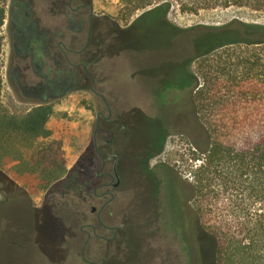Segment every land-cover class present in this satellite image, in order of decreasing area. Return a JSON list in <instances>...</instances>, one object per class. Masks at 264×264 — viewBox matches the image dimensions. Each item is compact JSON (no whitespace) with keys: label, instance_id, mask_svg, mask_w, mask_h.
I'll return each mask as SVG.
<instances>
[{"label":"rangeland","instance_id":"obj_1","mask_svg":"<svg viewBox=\"0 0 264 264\" xmlns=\"http://www.w3.org/2000/svg\"><path fill=\"white\" fill-rule=\"evenodd\" d=\"M162 3L170 4L166 12L149 14ZM94 4L103 7L107 16L125 30L115 36L117 39L109 34L104 58L108 100L121 109L113 115L116 140L111 148L123 159L124 188L129 191L135 172L157 170L163 182L167 177L171 197L168 213L158 225H152L149 216L144 219L142 212L135 213L128 193L123 195L121 205L111 204V209L120 213L116 218L119 242L106 246L92 236L86 248L99 254L91 261L212 264L213 242L201 230L195 212L187 208V165L194 164L193 146H205L206 139L191 103L186 65L191 61L194 69L193 58L211 44L212 29L232 21L264 25V11L229 6L182 13L174 0H162L121 15L120 0H94ZM3 90L0 109L15 117L27 115L25 110L30 105L10 99ZM85 97L74 93L60 104L47 121L48 138L32 141L11 136L3 140L0 217L10 216L22 226L17 235L24 244L17 250L16 264H89L85 261L87 253L81 257L86 235L79 227L84 222L76 224V220L83 213L94 217L91 204L76 199L67 202L61 194L72 174L83 176L87 171L95 114L88 111ZM42 145L64 161V173L51 181ZM134 184V190L142 186L139 180ZM172 191L182 198V207ZM24 202H31L36 214L18 207ZM8 255L6 244L0 249L2 264H7Z\"/></svg>","mask_w":264,"mask_h":264},{"label":"trees","instance_id":"obj_2","mask_svg":"<svg viewBox=\"0 0 264 264\" xmlns=\"http://www.w3.org/2000/svg\"><path fill=\"white\" fill-rule=\"evenodd\" d=\"M160 1L120 0L119 13ZM174 2L182 13L229 6L264 11V0ZM169 7L162 3L149 14ZM2 16L0 7V27ZM212 35L193 58L194 69L191 61L186 65L191 103L206 139L205 146H193L194 164L187 165V208L213 242L212 264H264V25L232 21ZM1 50L0 35V56ZM1 90L0 74V95ZM50 115L33 111L15 117L0 109V149L11 136L48 138ZM41 151L48 180L58 178L65 171L63 159L43 145Z\"/></svg>","mask_w":264,"mask_h":264},{"label":"flooded vegetation","instance_id":"obj_3","mask_svg":"<svg viewBox=\"0 0 264 264\" xmlns=\"http://www.w3.org/2000/svg\"><path fill=\"white\" fill-rule=\"evenodd\" d=\"M0 7L3 15L0 74L7 96L30 105L26 113L52 114L71 95L82 93L87 98L88 111L95 114L87 171L83 176L72 174L61 194L67 202L76 199L91 204L94 217L80 214L76 224L84 222L79 227L86 235L81 257L87 253L85 261L96 264L91 259L97 257L98 251L86 248L92 236L106 246L119 242L116 218L120 213L114 212L111 204L121 205L123 195L128 193L135 213L142 212L144 219L149 216L152 225H158L168 213L171 197L167 177L163 182L157 170L135 172L126 191L122 156L111 148L116 140L113 115L121 109L108 100L104 58L109 34L117 39L115 36L123 35L125 30L107 16L103 7H96L94 0H0ZM138 180L142 186L134 190ZM172 194L182 207V198L177 192ZM19 206L24 212L36 214L31 202ZM21 227L10 216L0 217V249L7 244V264L19 260L17 250L24 244L21 235H17Z\"/></svg>","mask_w":264,"mask_h":264},{"label":"crops","instance_id":"obj_4","mask_svg":"<svg viewBox=\"0 0 264 264\" xmlns=\"http://www.w3.org/2000/svg\"><path fill=\"white\" fill-rule=\"evenodd\" d=\"M47 128V127H46ZM48 130V129H47Z\"/></svg>","mask_w":264,"mask_h":264}]
</instances>
